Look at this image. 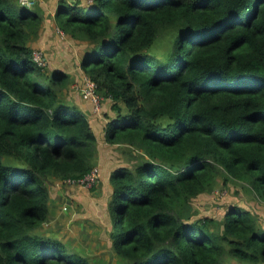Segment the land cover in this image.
<instances>
[{"label":"trees","instance_id":"16d2710c","mask_svg":"<svg viewBox=\"0 0 264 264\" xmlns=\"http://www.w3.org/2000/svg\"><path fill=\"white\" fill-rule=\"evenodd\" d=\"M33 8L0 0V264H92L41 231L51 184L85 177L100 151L63 95L71 75L34 61L45 17ZM54 17L91 44L79 67L114 101L105 143L140 153L112 176L124 264H264L251 210L193 211L224 172L264 203V0H60Z\"/></svg>","mask_w":264,"mask_h":264},{"label":"rangeland","instance_id":"374dc122","mask_svg":"<svg viewBox=\"0 0 264 264\" xmlns=\"http://www.w3.org/2000/svg\"><path fill=\"white\" fill-rule=\"evenodd\" d=\"M59 1L60 0L36 1V5L33 9L44 14V23L46 25H43L39 36L35 41L31 42V45L34 47V52H43L47 56L49 65L47 68L43 69L45 73L50 74L51 72L58 70H64L65 72L75 70V72H72L76 75L74 76V81H72L68 88H65L63 95L69 101L71 100L76 103V101H79L78 99L81 101L83 100L80 85H84V79L89 77L80 69L79 64L82 53L86 52V49L90 48L91 44L84 40L72 38L67 35L66 32L58 28V24L55 22L54 11H56ZM68 1L70 3H81L84 5L92 2V0ZM113 103V100H108L105 97V100L101 104V110L99 112L95 111L102 117L104 123H106V120L110 119V115L113 113ZM90 104L92 107H95L93 103ZM106 143L104 140L101 145L103 162H106V159L110 161L108 164L110 171L119 165L133 166L137 162L140 153L135 148L123 145L112 146ZM100 156L101 154L99 152L96 161V167L99 168L100 173L99 178H97L95 183L92 184L93 190L84 189L86 194L90 196H94L96 191L95 187H98L101 183V168L98 166ZM57 186L60 188V191L64 192L67 200L69 197L71 200H74L72 195L76 194V191L82 188L80 186L70 188L68 187L70 185L63 186L60 182H58ZM73 192L75 193L73 194ZM235 203L251 210L260 218L261 223L264 224V203L258 197L257 193L247 182L234 179L225 172L221 174L219 183L212 192L202 194L193 200V211H195L194 219L213 217L217 221H221L224 217L227 205ZM83 216H85V214L81 217ZM76 217L78 216L73 213L63 214L60 218L58 217V219H51L53 225L49 227L45 225L41 228V231L45 234L51 233V236H57L58 238L63 239L70 251H75L87 256L92 264H124L122 258L118 256L113 249L110 236L111 231L105 230L104 234H98L95 232L93 236H88V240L81 243L79 239L83 232L80 231V233L76 235V231L75 229L73 230V227H80V222L87 221L88 217H85L86 219L83 220L82 218ZM50 221L46 222L50 223ZM85 224H87V222H84V225ZM51 227H54L58 232H54L53 228L50 232L49 229Z\"/></svg>","mask_w":264,"mask_h":264},{"label":"crops","instance_id":"0c3cea01","mask_svg":"<svg viewBox=\"0 0 264 264\" xmlns=\"http://www.w3.org/2000/svg\"><path fill=\"white\" fill-rule=\"evenodd\" d=\"M45 25L46 24H44V26ZM67 72L68 74L71 75L72 80L74 81V76L76 75L73 74L72 72H75V70L67 71ZM76 103L79 104L80 108L86 114L99 141V147H100L99 151L101 156L98 166L101 168V174H102L101 183L99 184L98 187H95L96 191L94 196H90L86 194L84 188L78 189V191H76V194H74L75 192H73L74 195L72 196L74 200H71L70 197L67 200L64 192L60 191V188L55 183H52L51 195H50L51 198L49 202L50 216L47 221L49 222L51 219L54 218L58 219V217L60 218L63 214H69V213L75 214L76 216H78L76 218H82V220L86 219L85 217H88L87 221L85 220L80 222L81 224L80 227H73V230L75 229L76 231L75 233L76 235L79 234L80 231L83 232L82 236L79 239L80 242L82 243L88 240L89 235L93 236L95 232H97L98 234H104L105 230L112 231L113 219L111 213H109L110 212L109 206L113 197L112 176L115 168L110 171L108 168V164L110 163V161L106 159V162H103L101 145L105 140L106 123L109 120H106V123H104L102 117L95 112V109L94 107H92L90 102L82 100V101H76ZM68 187L74 188L77 186L70 185ZM84 214L85 216L81 217ZM48 222H45L43 226L46 225L49 227L53 225L52 220L50 221V223ZM84 222H87V224L84 225ZM52 228L54 232L56 233L58 232L54 227H51L49 229L50 232ZM50 234L47 233L45 235L52 238H58L57 236H51ZM58 239L66 243L63 239L61 238Z\"/></svg>","mask_w":264,"mask_h":264},{"label":"built area","instance_id":"2783aa9c","mask_svg":"<svg viewBox=\"0 0 264 264\" xmlns=\"http://www.w3.org/2000/svg\"><path fill=\"white\" fill-rule=\"evenodd\" d=\"M37 0H20L21 4L29 9H32L36 5ZM34 61L38 67L41 69H45L48 67V58L43 53H37L34 52ZM82 97L85 101H89L93 103L95 106V111L101 110V104L105 100V97L102 96L97 89V85L90 80L88 77L84 79V85L82 89ZM99 168L95 167L89 174H87L85 177L80 179H66L63 182H60V184L63 185H71V186H80L84 189H92L95 181L97 178H99ZM95 187V186H94Z\"/></svg>","mask_w":264,"mask_h":264}]
</instances>
